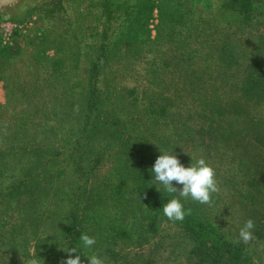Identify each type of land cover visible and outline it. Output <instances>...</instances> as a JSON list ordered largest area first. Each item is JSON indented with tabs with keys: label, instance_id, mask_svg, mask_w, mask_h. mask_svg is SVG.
<instances>
[{
	"label": "rangeland",
	"instance_id": "1",
	"mask_svg": "<svg viewBox=\"0 0 264 264\" xmlns=\"http://www.w3.org/2000/svg\"><path fill=\"white\" fill-rule=\"evenodd\" d=\"M256 64H264V0H21L4 8L0 136L10 141L30 128L36 145L64 155L33 164L42 175L57 171L53 182L31 173L25 186L45 198L46 211L26 206V196L0 206V264L66 258L61 240L76 186L59 173L70 167L73 148L79 157L92 150L84 163L95 169L90 181L101 208L133 219L139 206L133 195L118 203V177L135 181L134 159L150 172L158 147L174 149L185 166L203 157L215 170L211 203L185 200L206 227L185 228L147 200L154 228L111 252L103 245L104 264H264V78L253 73ZM93 84L104 101L100 113L90 109ZM154 185L165 199L178 195ZM111 208L105 213L118 216ZM249 219L255 227L245 242L238 231ZM12 239L22 244L14 249Z\"/></svg>",
	"mask_w": 264,
	"mask_h": 264
},
{
	"label": "trees",
	"instance_id": "2",
	"mask_svg": "<svg viewBox=\"0 0 264 264\" xmlns=\"http://www.w3.org/2000/svg\"><path fill=\"white\" fill-rule=\"evenodd\" d=\"M252 71L257 77L264 78V64L254 65L252 67ZM101 101V90L99 89L98 85L93 84L91 90V102L89 103L91 104L90 109L93 113L101 112L100 108L104 105V101ZM92 118L93 116H88L90 122L93 121ZM6 128L8 129L7 131H9L11 130V128L13 129L14 127ZM86 129L90 131V127H86ZM32 130L33 129L28 128L24 131V133H16L15 137L10 141L3 138V136H0V180L2 179L3 184V181H5L6 183H8L9 181H15V184L13 185H3L2 183H0V206L6 205L7 207L11 204V202H16L17 200L21 201L22 197L26 196L27 198L24 202L26 206L30 208L37 206L39 207V211L41 210V212H44L46 210L43 208L47 207L45 198L41 196L38 197V199L33 198L31 194L29 195L24 191L25 186L27 185V182L31 181L34 177L36 178V182H42L44 180H47L48 178H51V181L53 182L57 178V171H55L53 174V170H50L47 171L44 175H42L43 173H39L37 171V168H34L33 164L34 162H40L39 160H42L43 162L46 160V163L48 164V162H51V158L49 159V161L47 158H49L50 156L52 157V155L54 158L52 159L53 161L51 162V164H54L58 162L57 158L59 156L64 155V151L61 149H55L53 151L49 147L45 148V145L43 144L36 145L33 140V135L31 134ZM27 132H29V136L27 135ZM87 136V133L84 131L82 136L83 139L88 140ZM72 150V157L69 159V164H71L70 167H68L67 171H62L59 173V176L63 179L72 176V180L74 182L73 187L76 186V189L73 192L72 197L70 198V203L72 207L66 209L65 221L67 226L65 227V230L63 232L65 237L61 240L63 242L62 247L64 249L69 246L78 245L81 233L87 232L89 235L96 237L97 243L94 246V251H97V254L102 255L103 245L108 248V252H111L114 250V246L117 247L120 242H123L125 240H132V238L135 236L137 238H140L142 231L145 232L147 228H154L153 223L158 218L157 214H153L154 212L145 211V202L147 200L150 202L153 200L158 205V207L161 208L163 203H166L168 199H165L159 194H157L158 192L156 193V189L158 188L155 187L154 181L151 180L150 172L146 171L147 163L145 161H139L138 159H134L133 165H136L138 169H141V171L135 176H133V179L135 181H130L128 173L127 177L125 176V174L120 175L118 178L121 177L123 180L120 181V184L117 187V191L115 192V195L118 196V203L120 202L124 204H129V196L131 195H133V198L136 199V203L139 207H137V209L133 212L134 215L132 216V218L134 220L130 217H125L123 215V209H119L115 206H112L111 208V205L106 208H111L113 209L111 211L115 210L116 212L119 209L120 213L117 212L119 213L118 216L110 217L107 213H105L106 208H101V206L97 203V187L94 182L90 181V174H94L91 172L95 171V169H90L89 165H85L84 163V161L89 158L87 153L90 151L92 152V150L89 149L90 151L86 150L81 152L80 157L78 155V152L74 151V148ZM44 166L46 165L44 164ZM19 167H22V169H24L25 171H23L24 175L21 179H19V177L17 176V171L19 170ZM31 173L32 179L30 176ZM37 176L40 179H38ZM186 202L187 201H183L184 207L188 211L185 215L184 220L181 222L184 224L185 228L189 227L191 229H197V231H202L203 227L205 228L206 225H202L196 222V215H194L195 213L193 215L189 214L191 210L189 209ZM188 203L191 204L194 203V201L192 200ZM92 209H96L92 211L93 216L92 212L90 214V210ZM33 216L36 219L41 218L39 215ZM43 217L45 216H42L41 221L45 222L46 219H43ZM104 217L106 218L105 224L100 221V219L102 220ZM127 220L129 221V223L132 222L131 225H129V228L127 227ZM193 222H195L196 225H192ZM1 228L2 226L0 225V229ZM47 230V228L43 227L44 237L46 235ZM37 234V239H34L36 242L35 247L39 245L40 240V232H38ZM58 235L56 236L57 239H59ZM136 240L139 241V239ZM12 243L14 249L17 248V243L20 245L22 244L19 243L17 239H12ZM56 250L51 252V254L54 255ZM65 254V256L67 257L68 254ZM81 259L85 263L86 258L82 256ZM60 264H62V261Z\"/></svg>",
	"mask_w": 264,
	"mask_h": 264
},
{
	"label": "clouds",
	"instance_id": "3",
	"mask_svg": "<svg viewBox=\"0 0 264 264\" xmlns=\"http://www.w3.org/2000/svg\"><path fill=\"white\" fill-rule=\"evenodd\" d=\"M158 148L160 155L150 169L151 180L166 193H178V195H172L160 209L168 220L183 221L188 211L183 201L190 199L200 204L211 203L212 194L218 191L215 170L203 157H198L194 161L190 158V165L185 166L175 154L174 149ZM254 227L253 220H247L239 228L238 239L245 242L251 240ZM96 243V237L87 232L81 233L78 245L63 249L68 255L62 264H84L82 256L86 258L87 264H104V260L94 251Z\"/></svg>",
	"mask_w": 264,
	"mask_h": 264
},
{
	"label": "water",
	"instance_id": "4",
	"mask_svg": "<svg viewBox=\"0 0 264 264\" xmlns=\"http://www.w3.org/2000/svg\"><path fill=\"white\" fill-rule=\"evenodd\" d=\"M21 0H0V12L6 8L19 3Z\"/></svg>",
	"mask_w": 264,
	"mask_h": 264
}]
</instances>
